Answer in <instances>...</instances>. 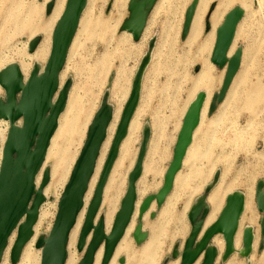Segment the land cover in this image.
I'll return each mask as SVG.
<instances>
[{
    "label": "rangeland",
    "instance_id": "374dc122",
    "mask_svg": "<svg viewBox=\"0 0 264 264\" xmlns=\"http://www.w3.org/2000/svg\"><path fill=\"white\" fill-rule=\"evenodd\" d=\"M115 1H88L63 69L62 84L70 83L69 102L77 98L78 104L92 108L89 122L104 101L114 106V113L120 109L122 114L143 60L146 57L150 59L142 75L135 128L130 140L122 143L126 155L116 174V212L128 187V174L136 164L142 147L144 131L148 130L150 134L144 170L136 183L138 201L141 203L145 198L157 194L163 185L188 106L199 92H205L207 98L200 126L194 133L190 155L185 158L176 176L172 192L161 207L154 202L145 215L138 211L114 264H180L184 242L191 230L188 219L190 208L202 197L207 201L220 185L245 196L250 191L257 243L250 254L233 253L226 259H218L217 264H264L262 214L258 211L255 198L257 185L264 183V0H199L193 18L198 22V28L191 24L185 39L182 37L185 14L193 0H157L138 42L121 30L123 22L129 18V0H124L121 11L115 6ZM61 2L0 0V71L10 64H19L24 59L23 54L31 55L28 43L34 37L40 39L39 44L47 38L50 48L49 33L39 32L32 37L31 31L25 30L23 25L31 22L39 27L48 23L50 27L55 9ZM49 5L53 6L51 12L47 10ZM235 7L244 10L232 45L233 52L242 49L241 65L226 98L210 115L208 110L212 98L220 90L227 70H220L211 63V53L218 27ZM205 70L210 71L207 87L198 84ZM0 96H4L3 90ZM68 110L66 108L60 117L59 125L64 123ZM5 127L1 124L0 131L5 132ZM86 132L87 129L75 146L78 154L86 139ZM113 136L107 144L100 172ZM65 140L66 136L59 139ZM46 164H50L52 170L53 163L48 161ZM61 192L62 189L58 194ZM93 194L94 191L91 200ZM52 212L54 216L43 224L40 233L49 231L56 208ZM115 214L106 228L108 233ZM104 215L106 208L100 210V219ZM84 218L79 216L71 233L70 253L76 264L83 257L77 244ZM250 218L248 215L242 217L238 249L244 246L241 243L243 229L249 225ZM101 249L98 264L102 263L104 249ZM2 264H13L10 251L8 259L4 258ZM16 264H20V261Z\"/></svg>",
    "mask_w": 264,
    "mask_h": 264
},
{
    "label": "water",
    "instance_id": "95a60500",
    "mask_svg": "<svg viewBox=\"0 0 264 264\" xmlns=\"http://www.w3.org/2000/svg\"><path fill=\"white\" fill-rule=\"evenodd\" d=\"M87 1H67L64 13L53 32L52 50L43 75L38 76V69L35 68L32 70L28 82L24 84L22 74L16 65H10L0 73V86L6 93L5 100H0V121L11 124L0 167V262L8 238L24 217L25 223L18 231L17 240L11 252L10 258L13 264L19 261L20 252L32 235V228L43 202L42 191L49 181V171L45 172L37 192L35 191V180L45 161L50 141L58 125L59 116L66 105L70 83H65L55 104H53V99L58 91L59 76L64 69L69 47L75 37ZM198 1L193 0L187 9L182 30L183 39L188 36L190 31ZM156 2L157 0H130L129 18L123 23L121 30L130 34L133 41L138 42L141 39L148 17ZM52 7V5L47 7L48 12H51ZM243 16L242 8H233L226 15L223 24L217 31L211 62L219 69H223L227 65V71L220 91L212 100L209 108L210 115L216 112L226 98L240 69L242 49H238L230 59H228V52L234 43L237 27ZM39 42V38L30 42V54L35 51ZM149 61L148 57L143 60L133 82L129 99L124 107L93 199L87 210L77 244L79 252L82 253L84 250L86 239L92 230L93 233L80 264H93L95 254L103 243H105V247L101 264H109L134 211L137 198L136 183L142 175L146 145L150 134L148 130L144 131L143 144L136 165L129 175L126 195L115 217L110 235L108 237L104 235L103 219H100L97 226L93 227L94 219L101 206L104 186L118 156L120 144L126 136L128 125L139 104L142 75ZM204 100V94L200 93L184 117L175 146L173 161L166 173L163 187L156 197L158 205L164 203L172 190L174 179L181 169L182 161L192 142L193 133L199 126ZM111 119L112 110L108 106V102L104 101L87 132L83 149L64 189L51 233L45 243L41 239L36 246L37 249H40L44 244L41 264H65L66 262L69 236L84 206V198L94 174ZM20 120H22V126L20 128L15 127V123ZM256 194L257 208L263 215L261 233L264 236L263 182L257 185ZM151 203L152 198H146L141 205L140 214L146 213ZM244 205L245 198L242 193L234 192L229 195L218 220L198 241L204 221L209 214L205 197L200 198L188 214L192 230L181 253V264H195L202 255H204L202 264H214L216 250L210 248L209 245L212 239L218 235H222L226 245L223 259L232 255L233 241L244 212ZM252 242L253 232L246 229L243 233L245 255L250 254Z\"/></svg>",
    "mask_w": 264,
    "mask_h": 264
},
{
    "label": "bare ground",
    "instance_id": "6f19581e",
    "mask_svg": "<svg viewBox=\"0 0 264 264\" xmlns=\"http://www.w3.org/2000/svg\"><path fill=\"white\" fill-rule=\"evenodd\" d=\"M67 1L68 0H62V2L56 7L54 15H53L52 20H51L50 27H49L48 23L43 25V26H39V27L38 26H34L33 23H31V22H27V23H25L23 25V28L25 30L31 31L30 34H31L32 37L36 36V34L39 33V32L44 33V34L49 33L50 37H51L50 48H49L48 40L46 38L45 40H43V42L41 41V44H38L37 48L35 49V51L31 55L23 54L24 55V59L20 60L19 64H17V63L10 64V65H16L19 68V70H20V72L22 74V79H23V83L24 84H26L28 82V79H29L30 74H31L33 69H35V68L38 69V76H41V75L44 74L45 69H46V65L48 63V60H49V57H50V53H51V50H52V36H53V32H54V29H55L57 23L59 22V20L61 19L62 15L64 13ZM88 1H87V5H88ZM231 1L234 2L235 0H230V2ZM129 2H130V0H129ZM87 5H86V7H87ZM124 5H125L124 0H116L115 1V6L120 11L124 7ZM81 18H82V16H81ZM184 22H185V20H184ZM223 22H224V20H223ZM223 22H222V24H223ZM80 23H81V19L79 21L78 29L80 27ZM192 26L194 28H198V22L193 20ZM220 26L218 27V29L220 28ZM208 28L210 29V26ZM78 29L76 31V34L78 32ZM209 29H208V31H209ZM218 29H217V31H218ZM76 34H75V37H76ZM75 37H74V39H75ZM35 38L36 37L32 38V40H34ZM74 39L72 40V43H71V45L69 47L65 65L67 64L71 47L74 44L73 43ZM216 39H217V32H216ZM29 44L30 43H28V47H29ZM215 44H216V40H215ZM215 44H214V47H215ZM214 47L212 49L211 59H212V55H213V52H214ZM235 52L232 51V47H231L229 52H228V59H230L235 54ZM32 63H33V66L31 67ZM10 65H8V66H10ZM8 66L3 68L0 71V73L3 70H5ZM224 68H227V65ZM220 70H222V69H220ZM62 73H63V71L60 73V76H59V87H58V91H57V93H56V95H55V97L53 99V104L56 103L57 98L59 96V93L63 90V88L65 86V82L62 84V81H63ZM225 74H226V72H225ZM224 78H225V75H224ZM209 81H210V71L209 70H205V71H203L201 73V80H200V82L198 84H203V85H206V87H207ZM223 82H224V79H223ZM223 82H222V84H223ZM221 87H222V85H221ZM1 89L4 91V89L0 86V94L2 92ZM70 93H71V89L69 90V92L67 94V100H66V105L64 107V110L61 113V115L59 116L58 125H57L56 131H55V133L52 136V139L50 141L45 161H44V163H43V165H42V167H41V169H40V171H39V173H38V175L36 177V180H35V191L37 192L39 190L40 186H41V183H42L43 176H44L45 172L48 169H50L49 170V181H48V184L43 188V191H42L43 202H42V204H41V206H40V208L38 210L37 219H36V222H35V224H34V226L32 228L31 238L24 245V247L22 248V250L20 252V255H19L20 264H41L44 244H43L42 248H40V249H37L36 246H37L38 242L41 239H43V242L45 243L46 240L48 239L50 233H51V230L53 228V225H54V222L56 220L57 213H58V207H59V204H60V200L62 198V194L64 192V189H65L66 185L69 182L71 173H72L73 168H74V166H75V164H76V162H77V160H78V158L80 156V153H81V151L83 149L85 141H84V143H83V145H82V147L80 149L79 154L76 152L75 146L79 144V142H80L83 134L85 133L86 129H87V132H88V130H89V128H90V126H91V124L93 122V119H94L95 115L97 114V112L100 109V107L97 109V111L93 115L92 120L89 122L90 117L92 115V108L87 106V105H84V104H80V103L78 104L77 98H74L73 100H70V102H69ZM200 93L204 94V98H205L204 104H205L207 95H206L205 92H199L195 96L193 102H191V104L188 106V108H187V110H186V112H185V114L183 116V120H184V117H185L188 109L195 102L196 98L198 97V95ZM216 94H214V96ZM4 96H6L5 91H4ZM4 96H2V97L0 96V100H3ZM214 96H213V98H214ZM213 98H212V100H213ZM118 99H119V97H118ZM128 99H129V97H128ZM128 99H127V101H128ZM127 101H126V103H127ZM139 102H140V99H139ZM126 103H125V105H126ZM211 103H212V101H211ZM86 104H88V103H86ZM204 104L202 106L201 113H200V122H201V116H202V110H203ZM108 106L112 110V119L110 121V124L108 125L107 131H106V138H105V141H104V143L102 145V148L104 147L105 150L102 151V148L100 150V155H99L98 160H97L96 168H95L94 174H93L92 179H91V181L89 183L88 190H87V193H86L87 196L85 195V198H84V206H83V208L81 210L82 213L80 212V214L78 215V218H79V216H83V217L85 216V218H86L85 214H87V210H88L89 205H90L89 203H91L90 202V200H91L90 198L92 197V192L93 191L95 192V189H96L94 186L96 184H98V182H99V179H98V182L96 183L98 175H99V172H100V169H101V166H102L103 161H104V157H105L104 154L107 151V144L112 139V136H113L114 131H115V126H116L119 118L121 120V117H122V114H123V111H122V114H121V110L120 109H118L114 113V106L111 103H109V102H108ZM138 106H139V104H138ZM138 106H137L136 110L138 109ZM210 106H211V104H210ZM66 108L69 109L68 110V115L66 116L64 123L59 125L60 117L62 116V114L64 113ZM136 110H135L134 115H133V117H132V119H131V121H130V123L128 125L126 136L124 137V139L122 140V142L120 144V147H119V150H118L119 157L117 156V158H116V160H115V162H114V164H113V166L111 168V171L109 173L106 185L104 186V189H103L101 206H100L98 214H97V216H96V218L94 219V222H93V227L97 226V224H98V222L100 220V210H102L103 208H106V215H104V218H103L104 235L106 237H108L110 235L111 230H112V227H111L109 233L106 230V228H108V223L111 221V219H112V217L114 216L115 213H116L115 214V217H116L117 213L119 212V210L121 208L122 201H123V199H124V197L126 195V193H125L123 198L121 199L119 210L116 212L115 202H116V197H117V193L116 192H117V184H118L117 175L116 174H118L119 169H120V167L122 165L123 158L126 155L125 154L126 151H124L125 149H122V143H123V141L128 142L130 140V137H131L133 131H134V128H135V121L134 120L136 119V117H135ZM72 111H73V113H71ZM208 113H209V110H208ZM120 120L118 122V125L120 123ZM183 120H182V124H181L180 130H179V132L177 134L175 145H174L173 150H172L173 155H172V160L169 163V166H170V164L173 161L174 150H175V146H176V143H177V140H178V135H179V133H180V131L182 129ZM1 124L5 125L6 127H5V132L4 131H0V167H1L2 159H3V150H4L5 142L7 140L8 132H9V130L11 128L10 122L0 121V125ZM118 125H117V128H118ZM21 126H22V120H20L17 123H15V127L20 128ZM199 126H200V123H199ZM117 128H116V131H117ZM6 131H7V135H6ZM116 131H115V134H116ZM87 132H86V138H87ZM194 133H196V130L194 131ZM194 133H193V136H192V142H193V139H194ZM115 134H114V136H115ZM5 135H6V137H5ZM62 136H66V140L64 142L63 141H59L60 137H62ZM114 136H113V139H114ZM112 142H113V140H112ZM192 142H191V144H190V146H189V148H188V150L186 152V155H185V157H184V159L182 161V165H184V163H185V160H186L185 158L190 155V149H191V146H192ZM111 145H112V143H111ZM111 145H110V147H111ZM109 150H110V148H109ZM120 152H121L123 157L120 155ZM76 153L78 154V157L76 156ZM108 153H109V151H108ZM107 156H108V154H107ZM99 158H100V160H99ZM106 159H107V157H106ZM48 161H51L53 163L52 170H51V165L50 164H46ZM144 161H145V159H144ZM135 165L133 166L132 170L134 169ZM182 165H181V169H182ZM169 166H168V168H169ZM143 167H144V162H143ZM143 167H142V173H143V170H144ZM168 168H167V170H166V172L164 174L163 184H164V179H165L166 173L168 171ZM132 170L130 171V173L132 172ZM101 172H102V170H101ZM101 172H100V174H101ZM130 173L128 174V176L130 175ZM99 178H100V176H99ZM176 178L177 177H175V179H174V183L176 182ZM219 182H220V180H219ZM174 183H173V186H172V190H173V187H174ZM162 187H163V185H162ZM161 188H160V190H161ZM61 189H62V192L59 195L58 193H59V191ZM172 190H171V192H172ZM159 191L157 192V194L159 193ZM234 192H238V191L230 190V189H228V187H226V186L222 187V185H220L219 187H217L210 194L209 198L206 201L207 207L209 209V214H208L206 220L204 221V224L202 226L200 235L198 237V241L201 240V238L203 237L205 232L211 226H213L214 223L218 220L222 210L224 209V207L226 205L227 197L229 195L233 194ZM50 194H53V195H50ZM136 194H137V198H136L135 205H134V211H133L132 216L130 218L129 224H128L127 228H126V231H125L122 239L120 240V242L116 246L114 254H113L109 264H114L115 263V260L117 259L118 255H119V253L121 251L122 245L124 244V241H125L127 235L129 234L131 228H132V222H133L134 216L138 213V211H139V214H140V208H141V205L143 203L138 201V192L137 191H136ZM157 194H155L153 196H150L152 198L151 205L154 202L157 204V201H156ZM56 195H59V196L55 197ZM242 195L245 198L244 212L242 214V217H245L246 215L251 217L250 219H248V224L249 225H246L244 227L243 233H244V231L246 229H250L253 232V242H252V246H251V252H252L254 250V247H256L257 241L255 240L256 234L253 231V224H254L253 217H254V215H253V211H252V207H251V193H250V191H248L246 196H245L244 193H242ZM93 196H94V194H93ZM225 196H226V198H225ZM224 198H225V203H224V206L221 209V212L219 214V210H220V208H221V206L223 204ZM255 198L257 199L256 191H255ZM165 201H166V199H165ZM165 201H164V203H165ZM151 205H150V207H151ZM158 206L161 207L162 205H158ZM150 207H149V209H150ZM55 208H56V214H55L54 220H53V222L51 224V227H50L49 231L40 233L43 224H45V222H47L50 219H52V217L54 216L52 211L55 210ZM149 209L146 211V213L149 211ZM190 210H191V208H190ZM190 210H189V212H190ZM146 213H144V215ZM218 214H219V216L217 218ZM115 217H114V220H115ZM242 217L240 219L238 230L236 232V235H235L234 241H233V253H241L242 255H245L244 246H243L242 249H238L239 248V240H240V232H239V230H240V227H241V220H243ZM78 218L76 220V224L78 223ZM85 218H84L83 224L85 222ZM24 223H25V217L20 221V223L18 224L17 228L12 232V234L8 238L6 247H5V249H4L3 253H2L0 264H2V261H3L4 258L8 259L9 251H10V257H11L12 249H13V247L15 245L16 240H17L18 231L24 225ZM113 223H114V221H113ZM76 224H75V226H76ZM83 224H82V227H83ZM112 226H113V224H112ZM82 227H81V229H82ZM73 229H72V231H73ZM191 230H192V228H191ZM191 230H190L188 236L190 235ZM72 231H71V233H72ZM71 233H70V236H69L67 249H66L67 250V258H66L65 264H76V261H75L73 255L70 253V251H71L70 250V242L72 240ZM92 233H93V230L91 231V233L89 234V236L86 239L84 250L82 251L83 257H84V254H85L86 250H87V247H88V245H89V243L91 241ZM188 236H187V238H188ZM187 238H186V240H187ZM241 243H243V235H242V242ZM184 244H185V242H184ZM102 247L104 249L105 243H103L100 246V248L98 249V251L96 252L93 264H98L99 263V260L101 258V251H102L101 248ZM209 247L214 249V250H216V259L214 261V264H217L218 259H223L224 258V254H225L226 245H225V241H224L222 235H218V236L214 237L212 239ZM34 248L37 251H35ZM145 254H147V252H145ZM103 255H104V252H103ZM83 257L80 259V261L77 264H80V262L82 261ZM102 259H103V257H102ZM203 259H204V255H202V257L200 259H198V261L195 264H202L203 263ZM179 263L181 264V258H180Z\"/></svg>",
    "mask_w": 264,
    "mask_h": 264
},
{
    "label": "crops",
    "instance_id": "0c3cea01",
    "mask_svg": "<svg viewBox=\"0 0 264 264\" xmlns=\"http://www.w3.org/2000/svg\"><path fill=\"white\" fill-rule=\"evenodd\" d=\"M192 143H193V142H192ZM228 194H229V193H228ZM226 196H227V195H226ZM226 196H225V198H226ZM225 198H224L223 204H222V206H221V208H220V210H219V214H220V212H221V209H222V208H223V206H224V203H225ZM219 214L217 215V218H218ZM217 218H216V219H217ZM216 219H215V220H216ZM215 220H214V221H215Z\"/></svg>",
    "mask_w": 264,
    "mask_h": 264
}]
</instances>
